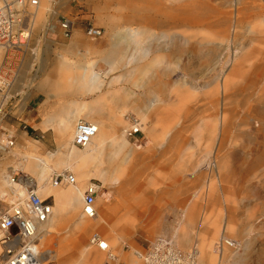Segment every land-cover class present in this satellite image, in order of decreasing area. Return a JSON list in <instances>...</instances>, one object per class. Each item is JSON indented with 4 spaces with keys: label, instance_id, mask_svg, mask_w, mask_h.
Segmentation results:
<instances>
[{
    "label": "rangeland",
    "instance_id": "1",
    "mask_svg": "<svg viewBox=\"0 0 264 264\" xmlns=\"http://www.w3.org/2000/svg\"><path fill=\"white\" fill-rule=\"evenodd\" d=\"M159 1L174 8L184 3V0ZM189 2L195 6L190 7L192 13L202 23L185 26L180 21L160 27L158 20L155 26L144 25L147 1L51 0V9L44 11L42 18H37L38 8L34 11L26 45L8 52L7 60L0 61V71L9 83L6 95L0 98V141L11 138L14 143L2 155L0 164L13 156L12 160L17 162L12 167L21 169L22 156L26 154L42 157L48 152H60L59 157L47 162L46 170L44 167L38 170L43 174L41 183L48 180V172L62 171L55 163L67 153L76 125L62 139L53 131L42 136L39 130L30 135V106L24 111L30 90L40 94L37 105L42 94L45 100L63 105L74 98L70 94L55 96L49 87L51 83L76 77L81 67L95 64L104 88L83 94L82 100L91 103L100 96L116 94L123 101L131 90L134 95L127 103L134 113L156 97L161 100L157 109L145 112L144 121L152 131L140 130L141 133L135 129L127 137L128 148L143 159L140 164H129L128 173L144 171V179H140L143 188L133 190L127 200L143 218L124 216L121 210L110 224L102 222L101 192L95 199L98 215L85 219L97 224L96 229L87 232L86 243L92 233L98 232L109 244L108 253L116 259L110 261L108 253L92 247L90 250L102 254L99 264H141L135 253L146 250L159 236L173 239L182 251L197 249L200 264H207L201 260L200 244L203 240L212 242L213 249L223 226L228 227L224 235L237 241L241 250L237 254L224 250L227 260L221 264H237L240 258L243 264H264V0ZM154 17L163 20V15ZM65 19L73 23L70 39L62 35L60 23ZM91 27L101 31L99 38L86 35ZM160 29L187 35L192 47L184 48L178 42V51L159 53L152 45L144 56V50L137 49L132 40H143L145 33H157ZM135 31L131 41L125 38ZM142 45L146 46L143 42ZM109 52L118 62L112 72L104 61ZM162 54L166 55L164 59L156 61ZM19 134H22L20 138ZM30 139L39 142L35 143V153L25 150ZM104 159L102 156L99 171L106 166ZM21 170L22 174L13 175L34 177ZM90 179L100 182V176L76 178L82 193ZM48 200L53 204L52 198ZM114 203L112 198L109 204ZM72 204L67 200L60 208L65 224L71 221ZM189 210L194 211L192 219H188L190 242L183 246L176 230L184 224ZM58 234L68 238L71 232L60 229ZM213 252L218 258L215 248ZM43 260L46 264H58L54 259Z\"/></svg>",
    "mask_w": 264,
    "mask_h": 264
},
{
    "label": "bare ground",
    "instance_id": "2",
    "mask_svg": "<svg viewBox=\"0 0 264 264\" xmlns=\"http://www.w3.org/2000/svg\"><path fill=\"white\" fill-rule=\"evenodd\" d=\"M145 1H147V4L144 8L146 14H144L143 16V19L146 22L144 23L145 26L146 24L148 26H155L157 24V20L161 24L160 27L164 25L166 26L168 24H175L176 22L180 21L181 23H184L185 26H197L202 23L200 17H197L196 14L192 13L193 9L191 10L190 7L194 6V4L192 5L191 2L188 3V0H184V3L179 5L177 8H174L172 6L166 7L159 0H157L156 3V0H141V2ZM50 2L51 0H41L40 4V0H38L40 6L38 4L37 7L27 8V17L25 18V24L22 25L24 29L29 31V36L26 40V43L30 39L31 23L33 22L34 18V11L38 8V13H36L38 14L37 18H42L44 11L51 9ZM199 4H197V9H199L200 7ZM149 13H153L154 16H156L157 14L163 15V20L161 21L160 19L149 15ZM70 23L72 24L73 32V23ZM171 30L172 29H167L164 31L163 29H160L157 33L147 32L145 33V37L143 40H132V42H134V45L137 49L144 50V56L147 54L150 46L152 45H154L155 51L159 53L168 52V50L172 49H175V52L176 50L178 51V42H180L184 48L192 47L190 38L187 35L181 33L179 34ZM135 34L136 31L134 33L132 32L131 34H127L125 38L131 41V39L134 38ZM71 36L69 37V39L71 38ZM142 42L145 43L146 46H143ZM25 45L26 44L15 47L14 50L16 51ZM113 47L116 48L115 43L113 44ZM8 52H11L10 48L8 49L7 47H0V61L2 60V63L7 60ZM217 52L219 53V51ZM202 54L204 55L205 53L203 52ZM113 55L114 54L112 52H109L106 56H104V61L108 64L110 72L113 71L114 67L118 63ZM165 56L166 55L162 54L161 56L155 58V60L157 61L161 58L164 59ZM132 75L133 74H130V76ZM49 87L51 91L55 93V96L70 94L72 95L74 100L66 102L63 105L54 103L51 106V113L40 123L39 127L42 130H45L47 128H53L54 130H57V132L62 136L68 133L70 135L74 126L79 121L90 123L96 128L95 136L84 148H77L73 146L72 141L75 134L74 128L73 137L68 143L69 149L67 153L65 155H62V158L60 157V160L55 163L58 168H62V171L60 173L72 174L71 172H73L72 175L74 176V178L76 176V178L80 180L87 179L91 176H100V182H98L99 184L101 183L100 193L102 192L101 199L104 203L103 211L99 215V218L100 220H102V222L110 224L111 221H113V217L121 210H123L124 216L130 217L133 215L138 219H142L143 214L140 211H134V209L129 206V202L127 199L128 194L131 193L133 190H137L139 188L141 190L143 182H140V179H144V171L134 170V173H128L127 168H129V164H132V166H134L142 163L143 159L141 158L138 152L128 148L130 143L127 140V136L131 135L132 133L130 134V131L135 129L146 132L152 131L149 129V126L144 121L145 112L148 109H157L158 106L161 104V100L156 97L155 100L150 101L148 103L146 102L147 104L144 106V108L142 107L143 109L139 110V112L136 113L132 112L133 108L131 107V104L127 103L128 99L134 95L131 90H128V97L127 99L124 98L123 101H121L122 97L116 94L100 96L91 103L82 100L81 97L83 94L94 93L104 88V82L100 79V74L96 71L95 64H91L86 68L81 67L76 77H66L65 80H59L51 83ZM221 124L222 123L220 122V133L222 130ZM0 144L3 147L0 149L1 158L4 153L9 152L7 151V149H11L14 143L11 138H5L4 140L0 141ZM76 148L84 150L80 152L76 151ZM25 150L30 152V144L25 146ZM57 155L58 153H48L46 156L42 157H38L35 155L30 156L27 154L22 156L23 163L20 164L21 169H25L26 172H28L29 174L30 171L34 172V177H20L19 182H12L11 179L12 175L15 173L22 174L21 169L13 167L14 170L11 169L10 172H7L6 168L0 169V199L5 198V200L1 204V210L5 211L11 206L16 205L18 202L26 198L28 192L27 189H25L24 185L30 186L32 192H34L40 199H42L41 197L48 196L51 191L55 193L63 192L58 189L50 190V187H70L71 189L64 190V192H66L67 200L73 202L69 212L71 221H68L65 224L63 223L62 215L51 214V216L46 222L38 225L36 241L41 247V254L43 255V259H54L58 262V264H99L102 254L99 255L96 252L90 250L92 247L95 246H92L91 243L87 244L85 240L87 232L91 229H96L97 224L94 222H87L85 220L87 218L82 215V212L81 214L78 213L80 208V204L78 202L79 197L82 196L83 198L82 189H80V187L77 185L79 182H76L75 178V184L73 185L55 187L51 184V177L57 172H48V180H46L45 183H41L43 182V174L42 172L41 174H39L38 170H43L42 167L47 165V162L52 160L54 157L56 158ZM102 156H105V158L107 159L106 166L103 170L99 171L98 166L101 164L100 161ZM0 168L2 167L0 166ZM132 168L134 167H131V169ZM88 182L85 184V187ZM38 186L40 188H38ZM8 190L11 192H8ZM137 194H139V192ZM112 198L114 199L115 203L111 205L109 203ZM139 207L141 208V205ZM192 212L194 211L189 210L185 213L184 224L182 226H179V228L176 230V235H178L179 241L183 246L190 242V222L188 221V219H192ZM96 215H98L97 211ZM185 221H188V223H186ZM223 227L224 228L221 231V235L226 234V232L228 231V227ZM60 229L70 230L71 234L68 238H62L58 234ZM226 238L230 239L225 235L219 237L220 240L225 239V241H227ZM115 240H117V238ZM213 247L216 248L215 243ZM214 248L212 249V242H206V240H203V242L200 244V257L202 258L201 260H204L205 262H207V264H221L223 262L222 255H218V258H216L213 254ZM195 250L197 252L198 263L200 264L199 252L197 249ZM224 250L232 252L227 248H225ZM108 257L111 260L114 259V256L112 254H110ZM114 261H116V259ZM237 264H243L242 258L238 259Z\"/></svg>",
    "mask_w": 264,
    "mask_h": 264
},
{
    "label": "built area",
    "instance_id": "3",
    "mask_svg": "<svg viewBox=\"0 0 264 264\" xmlns=\"http://www.w3.org/2000/svg\"><path fill=\"white\" fill-rule=\"evenodd\" d=\"M38 0H0V47L14 48L26 43L29 31L24 29L27 8L37 7ZM62 35L68 39L71 36L72 24L65 19L60 23ZM87 36L97 39L101 31L89 28ZM9 88L8 81L0 71V98L4 97ZM96 134V128L87 122L79 121L75 126L72 141L74 147L84 148ZM136 134V133H133ZM132 135V134H131ZM129 135V136H131ZM19 176L12 175V182H19ZM53 186L75 184V178L70 173H55L51 177ZM27 196L16 205L5 211L0 203V264H46L41 254V247L36 241L38 225L46 222L52 214V203L47 199H40L30 186L24 185ZM100 193L98 181L90 180L86 185L82 198V215L87 219L96 216L95 199ZM218 240L215 249L218 255H223L224 249L237 254L241 246L231 239ZM89 243L99 251L108 253L106 240L98 233L91 234ZM110 255V253H108ZM141 264H199L195 248L182 251L176 247L173 239L165 236L157 237L143 252H137ZM113 261L115 260L112 259ZM111 261V259H110ZM104 264H109L104 263ZM225 264H231L225 263Z\"/></svg>",
    "mask_w": 264,
    "mask_h": 264
},
{
    "label": "crops",
    "instance_id": "4",
    "mask_svg": "<svg viewBox=\"0 0 264 264\" xmlns=\"http://www.w3.org/2000/svg\"><path fill=\"white\" fill-rule=\"evenodd\" d=\"M36 92H38V93H41L42 94V91L41 90H38V91H36ZM39 95L40 94H33L32 92H31V90H30V100L27 102V106L25 107V109H24V111L25 110H27V108L30 106V127H29V130H30V135H33V134H35V132H37V131H39V132H41V134H42V136L43 135H45V134H47L48 132H51V131H53L56 135H58V137H60V139H62V135H60L58 132H57V130H54L53 128H47V129H45V130H42L39 126H40V123H41V121L42 120H44L45 118H47V116H48V114H49V112H50V106L53 104L52 102H49V101H47V100H45V97L43 96V94H42V97H41V101H40V104L38 103V105H37V102H38V97H39ZM50 99V98H49ZM43 107V110H40L39 109V111H38V109H36V107ZM36 110L38 111V115L36 116ZM136 132H141L140 130H135ZM142 133V132H141ZM130 134H131V132H130ZM21 135L22 134H19L18 135V138H20L21 137ZM25 135V134H24ZM69 135V133L68 134H66V135H64L63 136V138L64 137H66V136H68ZM26 136V135H25ZM35 138H37V136H34ZM128 137V136H127ZM35 143H37V144H39V142L38 141H36V140H33V139H30V153H35V148H36V146H35ZM48 153H50V152H48ZM47 153V154H48ZM55 153H58V157H59V153L60 152H55ZM30 156H34V155H30ZM46 156V155H45ZM56 156V157H57ZM15 157H13V156H10V158H7L6 160H4L1 164H0V166L2 167V168H0V169H3V168H6L7 169V172H10V170L11 169H13L14 170V168L12 167V164L14 163V162H17V159H15V160H12V159H14ZM3 159V158H2ZM104 160H107V159H104ZM44 167V170H46L45 169V167H46V165L45 166H43ZM30 174H32V175H34V172H31L30 171ZM28 176V175H27ZM30 177H32V176H30ZM33 178V177H32ZM50 186V185H49ZM50 190H56V188H51L50 187ZM8 192H11V191H9L8 190ZM52 195V196H51ZM0 197H1V195H0ZM45 198H52V201H53V209H52V215L53 214H56V215H59L60 214V208L61 207H64L65 205H66V202H67V198H66V192H58V193H55V192H53V191H51L49 194H48V196H45ZM5 200V198H1L0 199V203L2 204V202ZM81 200V199H80ZM220 236H224V235H220ZM222 258H223V260H227L226 259V254L223 252V255H222Z\"/></svg>",
    "mask_w": 264,
    "mask_h": 264
}]
</instances>
